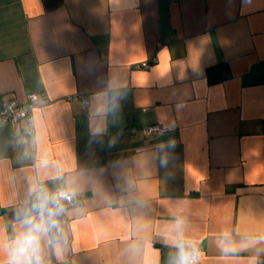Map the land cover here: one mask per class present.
I'll return each mask as SVG.
<instances>
[{"label": "crops", "instance_id": "crops-1", "mask_svg": "<svg viewBox=\"0 0 264 264\" xmlns=\"http://www.w3.org/2000/svg\"><path fill=\"white\" fill-rule=\"evenodd\" d=\"M31 94L33 132L0 125V264L40 182L73 197L45 264H174L177 219L198 264H264V0H0V109Z\"/></svg>", "mask_w": 264, "mask_h": 264}, {"label": "clouds", "instance_id": "clouds-1", "mask_svg": "<svg viewBox=\"0 0 264 264\" xmlns=\"http://www.w3.org/2000/svg\"><path fill=\"white\" fill-rule=\"evenodd\" d=\"M114 96L111 104V110L115 111L118 107ZM99 110L92 113L95 118ZM92 135L99 137L104 134V129L95 125L91 128ZM170 148H175L174 138L167 140ZM111 146V144L109 145ZM161 165L167 163L166 158H161ZM36 191L35 199L30 207L24 208L20 214L18 223L20 230L12 240L7 259L3 264H45L44 249L45 246L59 247L60 245V217L64 212L61 201L65 193L49 194L43 189ZM183 221L177 219L175 222L176 232V255L174 264H198L199 249L194 243L188 242L183 235ZM225 251L234 249L225 248Z\"/></svg>", "mask_w": 264, "mask_h": 264}, {"label": "built area", "instance_id": "built-area-1", "mask_svg": "<svg viewBox=\"0 0 264 264\" xmlns=\"http://www.w3.org/2000/svg\"><path fill=\"white\" fill-rule=\"evenodd\" d=\"M143 68L149 66L148 63L144 62L141 64ZM83 104H87V101L82 97ZM38 106V96L31 94L27 96L25 102H18L15 99H7L3 101L0 109V125L10 124L16 125L20 121L24 120L27 124V133L31 134L33 132V110ZM168 131L167 128L160 125H153L142 128V132L145 136H155L159 134H164ZM43 189L45 191L44 182L38 183L36 190ZM65 193L63 191L55 190L51 191L49 194H59ZM36 195V191H35ZM34 195V196H35ZM64 205H71L73 203V197L65 193L64 199L61 201Z\"/></svg>", "mask_w": 264, "mask_h": 264}]
</instances>
